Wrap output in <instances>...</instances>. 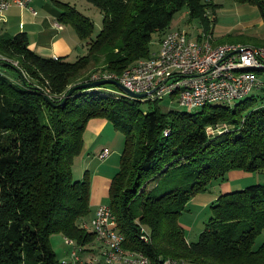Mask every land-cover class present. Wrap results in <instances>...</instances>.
<instances>
[{"label": "trees", "instance_id": "1", "mask_svg": "<svg viewBox=\"0 0 264 264\" xmlns=\"http://www.w3.org/2000/svg\"><path fill=\"white\" fill-rule=\"evenodd\" d=\"M54 1L62 8L59 20L89 39L88 52L76 60L39 54L24 32L0 33V264H60L51 242L55 233L84 247L95 240L81 226L92 211L90 172L75 178L73 171L94 117L108 119L124 134L108 203L127 248L144 252L153 264L166 258L264 264V243L254 247L264 229V183L220 193L197 241L188 240L181 222L192 198L214 180L226 181L231 170L264 172L263 101L249 93L231 104L164 108L162 99L77 86L92 81L94 72L120 74L149 57L154 34L171 29L183 8L212 34L210 10L218 3L87 0L103 14L94 38L89 15ZM236 1L256 5L264 21V0ZM224 123L223 130H207ZM143 228L149 242L141 239Z\"/></svg>", "mask_w": 264, "mask_h": 264}, {"label": "built area", "instance_id": "2", "mask_svg": "<svg viewBox=\"0 0 264 264\" xmlns=\"http://www.w3.org/2000/svg\"><path fill=\"white\" fill-rule=\"evenodd\" d=\"M30 1L0 0V12L14 4L28 6ZM211 38L212 35L205 32L202 37L193 38L184 29L171 28L149 57L140 58L120 74L107 70L94 72L91 80L116 79L134 92L147 93L144 99L175 97L180 106L189 109L209 103H231L261 87L257 70H264V46L214 45ZM226 127L225 123L217 127L210 125L207 130L213 133L218 130L216 128L223 130ZM109 154L110 148L105 147L99 156L105 159ZM81 226L95 233L97 252L86 256L84 246L65 237L66 243L72 246L71 259H64L60 264H153L144 252L124 245L126 237L109 203L99 204L94 216L83 220ZM141 239L150 241L146 228H143ZM159 264L184 263L176 258H166Z\"/></svg>", "mask_w": 264, "mask_h": 264}, {"label": "crops", "instance_id": "3", "mask_svg": "<svg viewBox=\"0 0 264 264\" xmlns=\"http://www.w3.org/2000/svg\"><path fill=\"white\" fill-rule=\"evenodd\" d=\"M61 1L69 2L78 8L75 0ZM213 1L216 2L215 0ZM85 8L86 12L78 9L92 18V15L88 13L89 10L87 11V8L91 7L86 4ZM61 10L62 8L54 0H31L28 6L14 4L5 12H0V33L15 35L24 32L28 37L30 47L39 54L47 57L64 56L68 60H76L79 56L88 52L89 39H81L71 24L59 20ZM187 14H189L188 10ZM176 28L181 29L180 27ZM202 33L198 34L195 38L202 37ZM160 39L161 35L155 42L157 43L155 50L159 48ZM261 39L264 42V34L261 35ZM105 147H112L113 155L110 150L111 155L109 154L103 160L104 162H100L102 165L97 159L100 160L98 154ZM123 147L121 146V137L117 136V129L111 121L102 117H94L89 120L84 132L83 152L76 157L73 166L75 178H82L86 171L90 172V203L92 211L85 218L86 220L94 216L99 204L108 203L112 176H114L120 167V157ZM103 168H107V170L101 173ZM256 175V173L243 170H231L228 174V179L222 183L224 184L222 186L223 192L237 189L239 188L238 186H241L240 188L245 187L249 181L256 178ZM218 195H216L215 199ZM51 242L60 261L71 259L70 252L72 246L66 243L63 234H53ZM97 245L96 240L86 245L84 255L86 254L87 256L97 252Z\"/></svg>", "mask_w": 264, "mask_h": 264}, {"label": "rangeland", "instance_id": "4", "mask_svg": "<svg viewBox=\"0 0 264 264\" xmlns=\"http://www.w3.org/2000/svg\"><path fill=\"white\" fill-rule=\"evenodd\" d=\"M75 1L78 4V8L82 11L86 12V4L91 7L87 8V11L89 10L88 13L92 15V19L95 21V29L92 35L95 38L103 25V14L96 6H94L87 0ZM215 1L219 4L217 5L213 13L212 10H210L211 17L215 18V21L213 22V25L211 27L213 33L211 40L214 45L222 43H243L250 45L264 44L263 40L261 39V35L264 34V21L262 20L259 8L256 5L250 3H242L236 0ZM186 13L187 8H183L180 11L176 12L171 27L175 29H178L176 27H180L181 29L187 31L189 35L191 33V37L195 38L198 34H201L203 32V25L198 18L191 19L189 17V14L186 15ZM159 36V32L154 34V40L151 44L152 50L156 49L157 43L155 42L159 38ZM257 75L262 82V85L261 87L254 89L250 93V95H255V97L259 98L260 102L263 101L264 103V70H257ZM98 87L99 89H102L110 94H115L116 92L122 91L119 86L113 83H107ZM128 97H131V95ZM148 104L149 103L145 101L144 106H148ZM160 106L164 108H182L175 97H166L162 99L160 101ZM117 136L121 137V146L123 147L125 140L124 134L120 130H117ZM110 150L111 154L113 155L112 147H110ZM99 159L100 160L97 159V161L100 163L104 162L103 160H105L106 158ZM105 170H107V168H103V170H101V173L105 172ZM256 174V178L249 181L246 186L258 182L264 183V172L260 171L256 172ZM222 183L223 182L219 179L214 180L211 183V187L209 190L198 193L195 197L192 198L189 203V209L182 214L181 222L186 229V237L188 239L197 241L201 232L206 228V225L212 215L211 203L215 201L216 195L224 193L222 189V186L224 184ZM238 187L240 188L241 186ZM136 205L137 201L135 203V206ZM263 243L264 229L262 233L259 234L256 238L254 247L257 248Z\"/></svg>", "mask_w": 264, "mask_h": 264}, {"label": "water", "instance_id": "5", "mask_svg": "<svg viewBox=\"0 0 264 264\" xmlns=\"http://www.w3.org/2000/svg\"><path fill=\"white\" fill-rule=\"evenodd\" d=\"M106 83H113L116 84L117 86L120 87V89L131 96L134 97H145L147 95V93H138V92H134L131 89H129L128 87L124 86L121 82H119L116 79H111V78H102V79H97V80H92V81H87L84 82L82 84H78L77 86L80 88H84V87H91V86H99L101 84H106Z\"/></svg>", "mask_w": 264, "mask_h": 264}]
</instances>
